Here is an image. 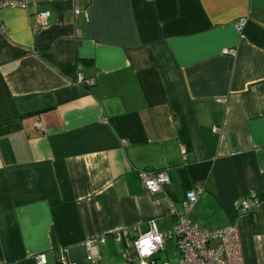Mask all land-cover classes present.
Returning <instances> with one entry per match:
<instances>
[{"label":"crops","instance_id":"0c3cea01","mask_svg":"<svg viewBox=\"0 0 264 264\" xmlns=\"http://www.w3.org/2000/svg\"><path fill=\"white\" fill-rule=\"evenodd\" d=\"M19 1L0 10V264H135L131 228H169L195 185L192 223L235 225L264 264V0ZM142 169L169 182L151 194Z\"/></svg>","mask_w":264,"mask_h":264},{"label":"built area","instance_id":"2783aa9c","mask_svg":"<svg viewBox=\"0 0 264 264\" xmlns=\"http://www.w3.org/2000/svg\"><path fill=\"white\" fill-rule=\"evenodd\" d=\"M5 7H19L27 10L26 3L19 0L0 1V10ZM49 16L50 13L48 10L36 12L34 14L36 25L45 26ZM245 21V19H241L236 24V28L238 30L242 29ZM0 29L3 30L1 23ZM227 53L233 55L235 50H228ZM82 82L87 86L93 83L92 80H84ZM34 125L41 128L39 122H35ZM217 129V127H214L215 131H217ZM181 153L185 154V150H182ZM137 173L143 188L151 194L160 191L165 184L169 182V176L165 170L156 172L152 169H142L138 170ZM149 182H152L151 187L149 186ZM203 190L204 188L202 185H195L189 190L182 201L181 211H178L175 206L169 208V213L175 218L173 224L169 228L159 231L153 221L149 222L145 228H142L140 225L131 228L134 232V236L130 241V245L134 251L135 264H244L241 243L235 225H228L215 230H207L197 227V225L190 220V215L200 195L203 193ZM249 197L256 199L252 191L249 192ZM237 203L242 212H250L251 208L248 200H241ZM123 232L124 231L121 230L112 232V239L116 243H120ZM149 232H152L153 236L159 235L161 241L157 243L153 240V243L156 244V248L152 252V255L141 257L137 250V242ZM106 240L107 234H103L87 238L84 241L87 260L96 263L95 256L98 253L99 246L105 244ZM168 240L174 242L176 252L174 261L160 259L158 257V254L164 250V244ZM122 255L127 260L126 264H131L132 259L129 257L127 248L123 249ZM36 262L37 264H44V255H37ZM58 262L59 264H79L68 260L65 255L60 256Z\"/></svg>","mask_w":264,"mask_h":264},{"label":"clouds","instance_id":"9594fccd","mask_svg":"<svg viewBox=\"0 0 264 264\" xmlns=\"http://www.w3.org/2000/svg\"><path fill=\"white\" fill-rule=\"evenodd\" d=\"M151 185L152 182H149L150 187ZM153 240L159 243L161 241V237L159 235L153 236L152 232H149L137 242V250L141 257L152 255V252L156 248V244L153 243Z\"/></svg>","mask_w":264,"mask_h":264},{"label":"trees","instance_id":"16d2710c","mask_svg":"<svg viewBox=\"0 0 264 264\" xmlns=\"http://www.w3.org/2000/svg\"><path fill=\"white\" fill-rule=\"evenodd\" d=\"M152 170H154V171H156V172H157V171H160V170H163V169H152Z\"/></svg>","mask_w":264,"mask_h":264},{"label":"rangeland","instance_id":"374dc122","mask_svg":"<svg viewBox=\"0 0 264 264\" xmlns=\"http://www.w3.org/2000/svg\"><path fill=\"white\" fill-rule=\"evenodd\" d=\"M167 242L169 243V242H171V241H170V240H168ZM172 242H173V241H172ZM172 242H171V243H172Z\"/></svg>","mask_w":264,"mask_h":264}]
</instances>
